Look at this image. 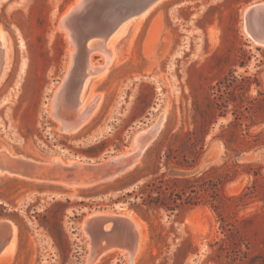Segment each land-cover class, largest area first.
Masks as SVG:
<instances>
[{"label":"rangeland","instance_id":"374dc122","mask_svg":"<svg viewBox=\"0 0 264 264\" xmlns=\"http://www.w3.org/2000/svg\"><path fill=\"white\" fill-rule=\"evenodd\" d=\"M75 1L0 0L10 55L0 84V148L38 161L105 162L165 118L136 166L113 181L64 190L1 175L0 224H14L16 235L5 264H88L83 221L129 212L147 234L133 264H264V46L244 22L246 9L264 0L164 1L142 23L127 58L107 69L91 119L64 133L53 98L71 56L59 20ZM94 58L93 67L105 64ZM225 78L240 89L218 92ZM207 171L232 177L222 218L203 202L175 212L139 208V188L155 172L174 179ZM244 194L245 202L231 199ZM112 250L94 264L127 263Z\"/></svg>","mask_w":264,"mask_h":264},{"label":"water","instance_id":"95a60500","mask_svg":"<svg viewBox=\"0 0 264 264\" xmlns=\"http://www.w3.org/2000/svg\"><path fill=\"white\" fill-rule=\"evenodd\" d=\"M158 1L78 0L60 18L59 26L67 31L70 45L74 49L73 64L62 83L63 102L68 109L76 110L80 103V91L90 71L89 43L94 40L106 41L122 24L143 14ZM244 20L245 28L253 40L264 44V1L249 7ZM2 68L1 64L0 74ZM52 159L38 161L0 148V172L70 190L74 186L92 187L113 181L129 171L120 172L113 177L114 171L111 173L109 168L114 160L93 163L79 159L68 162H56ZM0 230L1 255L11 244L13 229L10 223L5 222L0 224ZM82 232L89 241L88 264L114 248L124 249L132 255L137 251L139 233L128 214H94L84 222Z\"/></svg>","mask_w":264,"mask_h":264},{"label":"bare ground","instance_id":"6f19581e","mask_svg":"<svg viewBox=\"0 0 264 264\" xmlns=\"http://www.w3.org/2000/svg\"><path fill=\"white\" fill-rule=\"evenodd\" d=\"M77 1L78 0H76L75 2H73L70 5V7L62 15V17H64L69 12V10L77 3ZM164 1H167V0H159L158 2L153 4L143 14L126 21L106 41L94 40V41H91L89 43V48H90L89 68H91V70L87 74V76L84 80L83 86L81 88L80 103H79L78 108L76 110L75 109H68L67 106L64 105V102H63L64 98H63V93H62V89H63L62 84H61L60 88L57 90V92L55 93V96L53 98V115H54L55 119L59 122V124H60L59 126H60V129L62 132H64V133H75L78 130H80V128L91 119L93 114L96 112L97 107L100 103V99H101V96H99V97L96 96L97 94H95V91H96V88L98 87L100 81L102 80L103 76L105 75L107 69L112 64L119 63L122 60L127 58V55L130 53V50H131V46H132L131 44L133 43L134 37L137 35L138 31L140 30L142 23ZM248 9H246V11ZM244 19H245V13H244ZM59 27H60V30H63L65 32V34L67 35V37L69 38L67 31L65 29H63L61 26H59ZM246 32H247V30H246ZM247 34L249 35L248 32H247ZM251 39L253 40L252 37H251ZM6 42H7V45L5 46ZM254 43L259 45V46H264V44L257 43L256 41H254ZM8 50H9V43H8V41L5 40V37L3 35V31L0 29V65L2 64V67H3L1 70V74H0V84L2 82V79L5 75V73L8 72V69L10 67V55L7 52ZM68 53L71 56V65L69 67V71H70L71 66L73 64V60H74V54H73L74 49L70 45V38H69ZM96 56L104 58L105 64L102 63L103 65L100 67L98 66V68H96L95 67L96 65H95L94 66L95 70H94V67L92 66L93 65L92 60L95 59L94 57H96ZM69 71L67 72V75H68ZM164 118H165V114L163 113L160 116V118L158 119V121L154 127L138 133L134 138L132 150L124 151V152H122L116 156H113L109 159V161H111V160L115 161L114 164L109 168L111 173H112V170L114 171L113 177L115 175L119 174L120 172L124 173L127 170L130 171L131 169H133L136 166L137 162L139 161L141 156L144 154L145 150L149 147L150 143L155 138L156 133L160 130L162 123L164 121ZM148 134H149V137H147L146 141H144L146 135H148ZM52 160L56 161V162H64L60 157H54ZM1 175H9V174H5V173L0 172V176ZM122 175H124V174H122ZM122 175H120L119 177H121ZM10 176H12V175H10ZM17 178L25 179L22 177H17ZM84 187H91V186H74L71 189L84 188ZM128 216L132 219V221L136 225L138 233H139L137 251L134 255H132V254L128 253L126 250L120 249V248H115L111 252H114L119 256H123L127 261L126 264H133L136 256L141 252V250L146 245L147 234L144 230V226L141 225V220L139 218H137L134 215H133V217H134L133 218L131 212L128 213ZM10 224H11V227L13 229V239L11 241V244L0 255V264H5L6 262H8L10 260L12 254L14 252L15 245H16L15 226L11 222H10ZM83 225H84V223H83ZM96 261H93L91 264H94Z\"/></svg>","mask_w":264,"mask_h":264},{"label":"trees","instance_id":"16d2710c","mask_svg":"<svg viewBox=\"0 0 264 264\" xmlns=\"http://www.w3.org/2000/svg\"><path fill=\"white\" fill-rule=\"evenodd\" d=\"M219 89L222 93L224 91L230 93L238 91L240 87L237 85V80L230 81L225 78L219 83L218 92ZM217 96L219 98V95ZM230 102L231 99L228 100V103ZM175 137L179 138L180 136L176 135ZM184 145H187V143H184ZM168 158L169 159H167L165 163L166 167L169 166V162L171 161V158ZM176 164L178 166H184L180 162ZM213 170L215 171L216 168H213ZM166 176L165 172L160 175H157L155 172L152 178L147 180L139 188L141 199V203L138 205L139 208L165 209L175 212L182 206H196L203 202L215 209L222 218V214L219 210L224 199H227V197L223 196L222 191L225 184L232 180V177L228 174H224L223 177L215 178L211 176L210 171L194 177L182 175L171 179L166 178ZM170 184H173V186ZM231 199L236 202H245L246 197L244 194Z\"/></svg>","mask_w":264,"mask_h":264}]
</instances>
